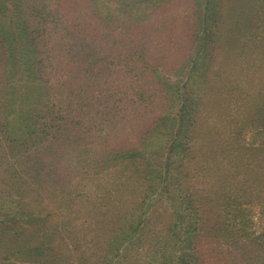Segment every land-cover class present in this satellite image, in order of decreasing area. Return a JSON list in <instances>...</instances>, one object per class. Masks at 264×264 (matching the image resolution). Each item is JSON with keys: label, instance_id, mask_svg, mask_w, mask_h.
Returning a JSON list of instances; mask_svg holds the SVG:
<instances>
[{"label": "rangeland", "instance_id": "374dc122", "mask_svg": "<svg viewBox=\"0 0 264 264\" xmlns=\"http://www.w3.org/2000/svg\"><path fill=\"white\" fill-rule=\"evenodd\" d=\"M7 1L0 34L14 26V44L20 48L22 37L27 39L28 21L34 41L29 59L22 54L17 61L21 69L14 79L23 88L16 94L15 118L40 124L38 115L48 108V96L60 97L64 106L60 114L73 121L74 128L76 124L77 137L64 132L54 142L55 150L48 152V136L39 139L28 126L16 123L0 134V145L12 147L0 150L15 154L2 158L0 151V208L13 212L21 200L22 209L47 217L29 226L17 213L14 226L0 229V264H39L25 250L37 243L31 233L39 225L57 241L50 264H173L179 254L189 257L194 250L204 262L208 250L199 249L206 241L227 247L216 232L220 198L210 193L221 188L240 194L252 218L251 231L264 233V194L258 187L264 184V0H211L207 11L219 10L216 22L206 20V0H133L129 6L122 0ZM203 31L210 34L204 37ZM9 36L2 37L9 40L6 43L11 42ZM92 60L108 62L96 65L107 69L98 76L102 87L93 84L86 89L90 95L100 94L94 100L76 92L79 74ZM1 61L0 55V65ZM33 63L41 67L39 75L25 72ZM113 69L116 72L108 77L107 71ZM1 74L0 70V82ZM39 79L40 91L26 95V85ZM114 87L120 91L112 99L123 98L118 109L103 98ZM189 101L197 103L193 141L180 137L182 146L169 157V122ZM148 102L149 112L137 109ZM159 117H165L166 126L152 124ZM151 126L154 130L140 138ZM106 134L110 144H105ZM10 136L14 142L6 140ZM140 142L151 156L147 168V162L142 169L119 162L102 168L106 158L102 156L109 150ZM230 142L253 144L258 147L252 151L256 155L234 159L225 147ZM189 146L195 147L192 164ZM168 157L171 178H164ZM230 157L233 170L228 171L222 163ZM179 162H185L190 177L178 181L173 177L179 178ZM207 190L209 198L203 196ZM56 194L66 200L54 198ZM132 223H141V231L125 238L118 249L103 244L121 240ZM11 240L26 245L15 246ZM263 241L259 240L262 250ZM101 244L103 249L98 248ZM46 259L48 264V255Z\"/></svg>", "mask_w": 264, "mask_h": 264}, {"label": "trees", "instance_id": "16d2710c", "mask_svg": "<svg viewBox=\"0 0 264 264\" xmlns=\"http://www.w3.org/2000/svg\"><path fill=\"white\" fill-rule=\"evenodd\" d=\"M122 4L129 6L131 4V2L133 0H130V2H127L129 0H122ZM136 2V0H134ZM138 1V0H137ZM135 2L133 4H135ZM212 1L211 0H206V6H205V10L206 13L208 12V14L206 15V20L210 19L213 22H216L217 19L219 18V10L214 9L211 11H207L208 6L210 5ZM7 0H2L0 1V8L2 10V12L0 13V19L3 17H5V13L7 12ZM220 16V15H219ZM217 18V19H214ZM10 23L13 24V20L10 21ZM24 24H26V21H24ZM205 25L209 26L208 21H206ZM216 25V24H215ZM28 26V21L26 26L24 27V31L26 32L25 37L27 39L23 38V41L21 44L24 43V46H21L20 48L15 46L14 42H16V28L13 26V29L10 28L8 30H4L3 34H0V55L2 56V63L0 65V70H1V75H3V80H1V84L3 86V90H0V134H4L6 133V131H4V128L7 126H15L16 123H18L19 125H24V126H28V128H33L34 132L36 133V135H39V139L41 138H45V136H48V152L49 151H54L56 146L54 145V142L56 144V141L58 142L59 139H62L64 136V132L71 134V138H76L77 134H76V124H75V128H74V124L73 121H71L69 118H66L64 116H62L60 114V111H64L62 108L64 106L60 105L62 104V100L60 99V97L56 98V97H51L49 98L48 96V108H46L45 110L41 111L40 114L38 115L39 118V123L37 122H30L29 123V119L25 117V120L22 119V116L20 117H16V108H15V101H16V94L17 93H22V88L18 85L17 81L14 79V75L15 73L19 72V69H21L20 67H17L20 56H22V54H27V57L29 59V54H31V49H32V43L34 42L32 37H31V33L30 31H28L27 29ZM135 26H137L135 24ZM49 31V28H48ZM30 33V34H29ZM50 32H48V36L50 37ZM12 35L9 36L11 42L10 43H6L7 41L9 42V40L7 38H2L3 35ZM205 34L209 35L210 33H206L205 31H203V35L205 37ZM2 35V36H1ZM207 35V36H208ZM212 36V35H211ZM8 44V45H6ZM141 45V44H138ZM21 52V53H20ZM24 59V58H23ZM99 61H89L88 65L83 68V72L81 71V73L79 74L80 76H82V78H80V83L77 84L78 88L76 87V92H78V94L80 96L83 95H87L86 97H88V99H96L97 96H99L100 94H98L97 96L94 94H88L86 92V89L88 87H92L93 84H95L97 87L99 86L98 83V76L100 75L102 77V74L104 72H106L107 69L103 68V65L99 68L96 69V65L98 64ZM100 63V62H99ZM108 62H104V63H100V64H105ZM113 66V68H115V63L111 64ZM105 67V66H104ZM25 72L28 74H38L41 71V67L37 64H32V66H25ZM79 71V70H78ZM114 72H116V70L113 69V71H107V76L108 75H112ZM146 78H150V71H147L146 73ZM138 75V73H137ZM33 76H36L35 74ZM109 77V76H108ZM106 77V78H108ZM28 79V78H27ZM104 78H100V80H103ZM159 80V79H158ZM159 82V81H158ZM34 85H26V95H30L32 93V90L36 91H40L41 84H40V79L35 83H33ZM102 87V86H101ZM6 89V90H5ZM5 90V91H4ZM119 89H114L113 88H108L106 90L105 94L106 96L103 97L105 100L107 101H111V103H113L112 105L115 106L114 108L118 109L121 106V101L123 100V98L120 97V99L118 98H114L112 99V96H115L116 93L115 91H118ZM141 91L145 92V89H140ZM120 91V90H119ZM49 95V94H48ZM90 95V96H88ZM22 95L20 98L23 99ZM116 97V96H115ZM28 98L25 97V101ZM149 99V98H148ZM58 100V101H57ZM88 102V101H86ZM89 103V102H88ZM88 103H84L83 106H86V104ZM151 103V100H150ZM149 104V102H148ZM24 106V104H23ZM47 106V104H46ZM45 106V107H46ZM143 106V107H142ZM197 103L189 101L188 103L184 102L181 104V108H180V112L177 114L178 117L173 118L172 122L170 121L169 124H171L172 128L171 130H169V133L171 134L172 140H168L169 146L167 147L166 153L169 157H171V155L174 153L175 150H177V148L181 145L182 146V142H180V137H182L183 139L185 138V140H191L193 141V137H194V133L196 132V126L198 123V115H197ZM108 107V106H107ZM106 107V108H107ZM136 107V106H135ZM149 108H151L150 104L149 106L144 108V105H139V107L137 106V109H141L142 112H149ZM48 109V111H47ZM47 111V112H46ZM106 112H109L106 110ZM19 116V115H18ZM16 119H19L16 122ZM175 119V120H174ZM70 120V121H69ZM157 120V121H156ZM152 124H154L155 126H162V124H165V126L167 125V122L165 123L166 119L165 117H159L158 119H156ZM263 122H264V118H263ZM151 124V125H152ZM168 124V125H169ZM73 125V127H72ZM153 125V126H154ZM151 126L150 128H148L144 134L140 137V138H145L147 137V135L150 134L151 131L154 130V127ZM168 133V136L170 135ZM237 131H234V137H239L236 135ZM105 139L108 138V135L106 134L105 136H103ZM110 137V136H109ZM169 139V138H168ZM236 140V138H234ZM6 140H8L9 142H14V138H12L11 136L6 138ZM143 140V139H142ZM141 140V141H142ZM109 138L108 140H105V144H110L109 142ZM58 144V143H57ZM141 142L139 143V146H135V147H126V146H116L115 148H113L112 150H109V153L105 156L102 157H106L104 159V161L102 162V168H110V166L115 165L116 163L118 164H123L125 167H130L133 169H142V166H144L143 164H145L146 162V168L148 167V158L151 156H148L149 154L143 150L141 147ZM184 144H187L186 142ZM229 145V146H228ZM227 149L229 154L231 155L232 158H239V156H244L246 159H249L248 157H250L251 152L252 151H257L256 146H252L253 144H240V143H235L233 144V142L228 143ZM240 145V147H239ZM186 147V145H185ZM191 146L187 147L188 149ZM230 147V148H229ZM0 148H5V149H11V145L10 146H6L4 145V147H2V145H0ZM107 149H111L110 147H107ZM191 149V148H190ZM240 149V151H239ZM164 150V149H162ZM1 151V154H3L2 158H8L10 159V157H14L15 154H11L7 153L5 150ZM156 151H153L154 154H156ZM163 152V151H162ZM161 152V153H162ZM231 152V153H230ZM148 155H147V154ZM254 155H256L254 152H252ZM50 154V153H49ZM189 164H192V161H194L193 157L195 156V147L191 149V153H189ZM162 155V154H161ZM51 156H55L54 153H51ZM50 156V157H51ZM168 157V160H165V166H168V169H166L165 172L166 174L164 175V178H166V176L168 175V178H171L170 176V165L172 164V161H170ZM227 159L223 161V165L224 166H228V171H231L233 169V160ZM101 158V156H99V159ZM98 159V160H99ZM12 160V159H11ZM52 161V158H50V162ZM160 161V160H159ZM212 160H210L211 162ZM109 162V163H108ZM16 162H13L12 164H15ZM52 163V162H51ZM159 163V162H158ZM162 163V162H160ZM194 164V162H193ZM184 165L185 162H179L178 165V174H179V178H174V180H178L180 178H188L190 177V173L188 171H185L186 169H184ZM204 167V166H203ZM145 168V169H146ZM213 168V165L210 169ZM213 170V169H212ZM16 173V170H14ZM241 178V175L238 173V169H237V175ZM192 177V176H191ZM243 177V176H242ZM182 178V179H183ZM165 180V179H164ZM258 187L262 188L261 193L264 194V184H262V182H260V185ZM228 191V193L226 192ZM230 190H225L224 188H221L220 190L217 191H206L203 196L209 198V192L211 194L216 195L217 194V200L220 198L219 203H217V214L216 216L219 217L217 218V220H219L217 222V229L216 232L222 234V237L225 240H220L222 242H224L227 247L226 248H221L218 245L219 241H212L211 243L213 244H208V242L206 241V244H204L205 242H203L202 244H204L199 251H207V256H205L204 258V262H202V256H197L198 251L194 250V253L191 254L189 257L185 256L183 254H179L177 257V260L175 263L173 264H264V253L261 249V244L259 243V240H264V233L259 235L256 234L257 232H252L251 231V225H252V218H250L248 216V209L247 207H244L243 205H245L246 203L242 200L240 194H238L235 191H231ZM260 191V190H259ZM18 197L21 199L22 196ZM58 200H66V197H62V195L60 194H56V196L54 197ZM78 198V197H77ZM213 199V196H212ZM40 200V199H39ZM71 200V199H70ZM41 201V200H40ZM195 202H197L198 200L194 199ZM17 202H19L18 207L16 208L15 211L13 212H6L3 211L0 208V229H4L7 226H14L12 223H17V219L15 218V215L17 213H20V215H22V217L25 220V223L30 225H35L36 223L42 222L43 219H47L46 216L43 217L42 214H40V212H36L35 210H25L22 209V207H24L23 202L21 200H18ZM69 202V201H66ZM192 202V201H191ZM42 205V204H40ZM22 209V210H21ZM216 212V211H215ZM49 216V214H48ZM144 224V223H142ZM124 226V225H123ZM141 223L138 224H134L132 223L130 226H128V228L125 230V233H123V235L121 236V240L119 241H108V243H103L105 246L107 245V247L112 248V249H118L120 247L119 244H123L125 242V238L126 239H131V237H134L137 231H141ZM175 228H177V226H172V231L173 233L176 234ZM33 229V228H32ZM195 230H197V227H193L192 231L195 232ZM133 233V234H132ZM32 235L35 236L34 240H37L36 244L34 246H32L31 248H28V246H25V250L28 251L29 254L33 253V256H36L35 261H37L39 264H47V259L46 256L48 255V264H50V262H52V259L56 256V243L57 241H55V238L51 237V233L49 232V230H47L44 226L40 228V225L31 233ZM39 237V238H37ZM48 238V239H47ZM121 241V242H120ZM258 241V243H256ZM12 243L15 244V246H21V245H26V242H17L14 240H11ZM264 242V241H263ZM215 246H213L214 244H216ZM101 244L100 246H98V248L103 249L104 245ZM103 245V247H102ZM200 247V246H199ZM89 248V247H88ZM81 249V248H80ZM19 250H21V252H23L24 248H20ZM111 252V250H108V252ZM196 251V252H195ZM84 252V251H83ZM209 252V253H208ZM36 253V254H35ZM110 254V253H109ZM196 254V255H195ZM200 254V253H199ZM30 256V255H29ZM239 257V259L241 261H237L236 258ZM45 259V260H44ZM10 264H15V263H10ZM17 264V263H16Z\"/></svg>", "mask_w": 264, "mask_h": 264}]
</instances>
